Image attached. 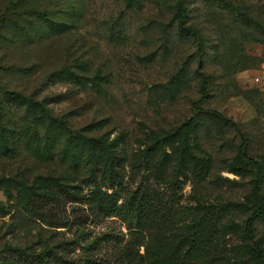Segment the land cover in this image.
Returning a JSON list of instances; mask_svg holds the SVG:
<instances>
[{
  "label": "rangeland",
  "instance_id": "rangeland-1",
  "mask_svg": "<svg viewBox=\"0 0 264 264\" xmlns=\"http://www.w3.org/2000/svg\"><path fill=\"white\" fill-rule=\"evenodd\" d=\"M175 1L0 0V246L125 231L102 213L134 200L139 252L178 244L179 205L219 209L200 257L181 243L167 264H254L253 240L264 254V0H181L200 45Z\"/></svg>",
  "mask_w": 264,
  "mask_h": 264
},
{
  "label": "trees",
  "instance_id": "trees-1",
  "mask_svg": "<svg viewBox=\"0 0 264 264\" xmlns=\"http://www.w3.org/2000/svg\"><path fill=\"white\" fill-rule=\"evenodd\" d=\"M175 19L176 25L187 29L195 39L196 44H209V40L201 38L190 27L183 23L187 9L183 6L181 0L175 1ZM201 91L203 92V77L201 76ZM201 111H207L216 114L222 119L228 121L232 126V120L224 117L220 112L208 108L199 107ZM242 139V137L240 136ZM242 142V141H241ZM238 151L245 156L241 150V144ZM259 164L256 162L257 173L252 185V194L256 207L248 214L244 221V228L253 239V234L249 229V222L252 216L261 209L262 203L258 196L257 189L259 185ZM180 215L183 217L177 226V232L174 235L179 236L177 243H186L187 251L193 254V258H199L200 253L193 250V241L197 238L196 233L203 223L214 221L219 216V209L212 204L201 203L194 205H179ZM103 216H115L124 222L125 231H105L97 235H90L87 232L77 235H70L37 249H25L18 246L4 244L0 246V264H167L166 256L163 251L171 247L169 256L178 257V244L172 246L169 241H160V238L154 237V244L151 246L144 244L143 250L138 251L137 245L142 244L147 237V215L138 208L134 200L126 203L112 202L110 207L102 213ZM257 249V259L254 264H259L263 258V250L256 247L255 241H252ZM100 243L108 245V248L96 256L89 253L91 248H98ZM84 248L83 257L74 254L75 248ZM98 252V251H97ZM151 259V262L148 261ZM173 264V263H172Z\"/></svg>",
  "mask_w": 264,
  "mask_h": 264
},
{
  "label": "built area",
  "instance_id": "built-area-1",
  "mask_svg": "<svg viewBox=\"0 0 264 264\" xmlns=\"http://www.w3.org/2000/svg\"><path fill=\"white\" fill-rule=\"evenodd\" d=\"M263 74H264V68L261 70V73H260V74L255 75V76L253 77L254 81L259 82L260 79L262 78V75H263Z\"/></svg>",
  "mask_w": 264,
  "mask_h": 264
},
{
  "label": "crops",
  "instance_id": "crops-1",
  "mask_svg": "<svg viewBox=\"0 0 264 264\" xmlns=\"http://www.w3.org/2000/svg\"><path fill=\"white\" fill-rule=\"evenodd\" d=\"M260 88L264 92V74L262 75V78L259 81Z\"/></svg>",
  "mask_w": 264,
  "mask_h": 264
}]
</instances>
